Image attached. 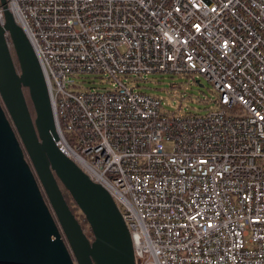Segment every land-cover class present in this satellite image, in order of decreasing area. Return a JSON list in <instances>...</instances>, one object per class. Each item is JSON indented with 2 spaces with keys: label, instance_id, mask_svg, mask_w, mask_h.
I'll use <instances>...</instances> for the list:
<instances>
[{
  "label": "built area",
  "instance_id": "2783aa9c",
  "mask_svg": "<svg viewBox=\"0 0 264 264\" xmlns=\"http://www.w3.org/2000/svg\"><path fill=\"white\" fill-rule=\"evenodd\" d=\"M7 5L43 69L57 144L113 197L136 264H264V0ZM84 73L111 86L71 89ZM153 73L202 74L217 108L166 111L132 84Z\"/></svg>",
  "mask_w": 264,
  "mask_h": 264
},
{
  "label": "water",
  "instance_id": "95a60500",
  "mask_svg": "<svg viewBox=\"0 0 264 264\" xmlns=\"http://www.w3.org/2000/svg\"><path fill=\"white\" fill-rule=\"evenodd\" d=\"M0 1V264H136L113 197L58 146L43 69L7 0ZM59 183L84 215L92 241Z\"/></svg>",
  "mask_w": 264,
  "mask_h": 264
},
{
  "label": "rangeland",
  "instance_id": "374dc122",
  "mask_svg": "<svg viewBox=\"0 0 264 264\" xmlns=\"http://www.w3.org/2000/svg\"><path fill=\"white\" fill-rule=\"evenodd\" d=\"M70 79L72 80L70 88L75 90L87 88L102 90L111 86L106 77L94 73L78 74ZM197 80L202 84L201 87L196 82ZM132 84L147 94L158 96L162 101L163 109L169 112L180 115L186 113L202 114L217 108L216 93L213 86L199 73L192 75L153 73L146 75L143 79L132 81ZM24 94L34 117L26 88H24ZM74 212L78 218L83 215L79 208L75 209Z\"/></svg>",
  "mask_w": 264,
  "mask_h": 264
},
{
  "label": "trees",
  "instance_id": "16d2710c",
  "mask_svg": "<svg viewBox=\"0 0 264 264\" xmlns=\"http://www.w3.org/2000/svg\"><path fill=\"white\" fill-rule=\"evenodd\" d=\"M64 136H65L66 141H67L69 144H72V143H71L72 141H71L70 137H68V136H66V135H64ZM59 185H60V187H61V189H62V192H63V194H64V197H65V199H66V201H67V203H68L70 209L72 210V212H73L74 215L76 216V214H75L74 211H75V209L78 208V206L76 205L75 201L72 199V197L70 196V194L65 190V188L63 187V185H62L61 183H59ZM76 218L78 219V221L80 222L81 226L83 227L84 232L86 233V235H87V237L89 238V240L92 241V240L94 239V237H93V235H92V233H91V229H90V227L88 226V223H87V221H86L84 215H81V218H78V217L76 216Z\"/></svg>",
  "mask_w": 264,
  "mask_h": 264
}]
</instances>
